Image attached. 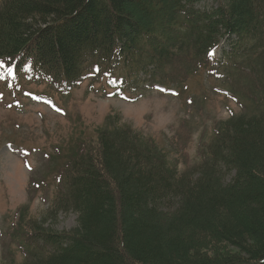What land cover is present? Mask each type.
<instances>
[{
    "label": "trees",
    "instance_id": "obj_1",
    "mask_svg": "<svg viewBox=\"0 0 264 264\" xmlns=\"http://www.w3.org/2000/svg\"><path fill=\"white\" fill-rule=\"evenodd\" d=\"M199 1L0 0V57L18 71L33 64L59 91L78 87L95 64L109 68L117 51L185 89L223 36L233 50L223 60L250 75L239 82L242 112L210 139L192 186L167 175L155 142L128 128L99 130V150L89 142L74 161L66 154L58 207H74L80 227L58 232L23 207L15 234L35 250L23 264H127L128 254L134 264H264V0H215L211 9ZM223 165L237 170L231 183ZM176 199L163 223L161 205ZM199 233L211 239L200 250ZM228 247L244 255L222 254Z\"/></svg>",
    "mask_w": 264,
    "mask_h": 264
},
{
    "label": "rangeland",
    "instance_id": "obj_2",
    "mask_svg": "<svg viewBox=\"0 0 264 264\" xmlns=\"http://www.w3.org/2000/svg\"><path fill=\"white\" fill-rule=\"evenodd\" d=\"M216 5L215 0H201L198 4L200 9H209ZM127 9L136 11L137 6L129 4ZM230 46L222 39L220 45L215 51V60L212 63L216 66L217 76L212 74L208 76L201 73L199 76H191L188 80L186 89H179L180 94H165L152 87L149 80L135 75L126 77V71L121 70L129 82L137 81L139 89L134 92V88L128 85V89L123 92L128 98H134L135 101H127L119 97L108 98L104 90L98 93H89L84 85L81 89L74 91L70 96L55 97L58 103L54 106L56 111L64 112L67 108V115H60L53 112L46 102H33L31 98L40 96L45 92L43 84L34 82L29 83V89L23 92L15 87L9 90L1 87L0 95V135L2 130L3 137L9 135L15 138V147L19 148V153L24 160L26 151H29L31 157L29 165L22 161L17 151H9L8 147L2 145L3 137H0V261H9L11 264H19L24 261L23 256L17 251L7 250L12 246V239L9 235V225L16 215L18 207L24 203H30L31 208L39 219H44L46 226L54 228L58 232L62 230L73 231L78 225V214L73 209H57L53 204L52 194H44V190L38 189L37 193L28 186L30 178L39 175L43 171L46 157H42L44 149L51 154V150L44 146L46 129L54 131L55 137L61 141L65 149L70 148L66 140L74 143L75 140L89 136V140L94 149L99 150L98 128L100 126L110 127L111 132L115 130H124L125 127L142 133L145 137L153 138L160 146H166L167 139L171 138V131L178 125L182 118L194 117L197 123L201 120L220 121L229 116L240 112L241 107L236 101L228 98L222 93L214 92V87L226 88L223 83V74L231 71L230 63L227 60L222 66L216 63L223 50H229ZM172 79V78H171ZM175 88V86H167ZM22 88V87H21ZM178 90V89H177ZM47 92V91H46ZM50 93V92H49ZM29 99H26V97ZM192 100V101H191ZM67 104V106H66ZM27 111L23 114V109L27 106ZM50 147V144L46 142ZM199 146V131L194 136L191 143L192 153H196ZM42 147V150H39ZM51 148V147H50ZM173 156V153L170 152ZM233 174H226V182L232 180ZM167 203L163 208L162 222H166L170 217L173 207ZM176 216V215H175ZM196 240L200 244L211 239L208 234H197ZM209 243V242H208ZM194 248V244L192 243ZM191 247V246H190ZM222 250V254L228 252L242 255L243 248H232ZM192 249V248H190ZM11 251V252H9ZM192 253V250L189 252ZM208 252L199 251V255ZM244 255V254H243ZM224 257L223 255H220ZM218 257V256H217ZM217 259V258H215ZM214 260V259H212ZM127 264H134L131 255L126 256Z\"/></svg>",
    "mask_w": 264,
    "mask_h": 264
},
{
    "label": "snow or ice",
    "instance_id": "obj_3",
    "mask_svg": "<svg viewBox=\"0 0 264 264\" xmlns=\"http://www.w3.org/2000/svg\"><path fill=\"white\" fill-rule=\"evenodd\" d=\"M7 71L11 74L13 72L12 68H8Z\"/></svg>",
    "mask_w": 264,
    "mask_h": 264
},
{
    "label": "bare ground",
    "instance_id": "obj_4",
    "mask_svg": "<svg viewBox=\"0 0 264 264\" xmlns=\"http://www.w3.org/2000/svg\"><path fill=\"white\" fill-rule=\"evenodd\" d=\"M201 2V0L196 4V8H199L198 7V4ZM214 7V6H213ZM212 8V7H211ZM211 8H209V9H211Z\"/></svg>",
    "mask_w": 264,
    "mask_h": 264
}]
</instances>
